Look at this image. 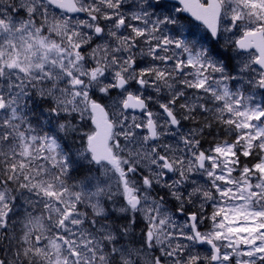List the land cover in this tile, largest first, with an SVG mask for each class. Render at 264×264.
Returning a JSON list of instances; mask_svg holds the SVG:
<instances>
[{
  "label": "snow or ice",
  "instance_id": "obj_1",
  "mask_svg": "<svg viewBox=\"0 0 264 264\" xmlns=\"http://www.w3.org/2000/svg\"><path fill=\"white\" fill-rule=\"evenodd\" d=\"M0 264H264V0H0Z\"/></svg>",
  "mask_w": 264,
  "mask_h": 264
}]
</instances>
